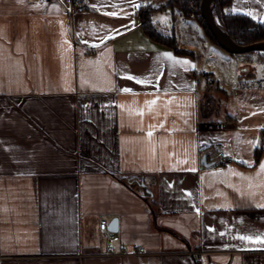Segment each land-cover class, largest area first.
Masks as SVG:
<instances>
[{
  "label": "crops",
  "instance_id": "0c3cea01",
  "mask_svg": "<svg viewBox=\"0 0 264 264\" xmlns=\"http://www.w3.org/2000/svg\"><path fill=\"white\" fill-rule=\"evenodd\" d=\"M150 1L0 0V264H264V82L211 110Z\"/></svg>",
  "mask_w": 264,
  "mask_h": 264
},
{
  "label": "rangeland",
  "instance_id": "374dc122",
  "mask_svg": "<svg viewBox=\"0 0 264 264\" xmlns=\"http://www.w3.org/2000/svg\"><path fill=\"white\" fill-rule=\"evenodd\" d=\"M150 2L151 5H156V3L159 5L157 0ZM230 6L227 10L232 11ZM151 17L156 29L173 37L176 48L190 51L194 54L192 56L198 60V67L195 65L194 68L201 74L199 76L201 83L207 86L206 92L208 98H211L209 102L211 110L216 105L213 101L216 100V94L221 97V105L227 108L231 99V91L241 89L246 82L249 84L264 82L261 79L264 78V51L245 52L244 54L227 53L211 42L202 25L193 19L183 18L175 10L174 12L170 9L156 10ZM215 20L218 19L215 17ZM202 72L207 74L204 75ZM249 76L254 78L248 79ZM221 87L226 89L228 94H223Z\"/></svg>",
  "mask_w": 264,
  "mask_h": 264
},
{
  "label": "trees",
  "instance_id": "16d2710c",
  "mask_svg": "<svg viewBox=\"0 0 264 264\" xmlns=\"http://www.w3.org/2000/svg\"><path fill=\"white\" fill-rule=\"evenodd\" d=\"M159 5H148L141 9V25L144 28L146 34L155 39L156 41H160L167 45L170 48H173L176 54L179 55H194L190 51H185L178 49L174 46L173 37H169V35L164 34L153 26L152 23V13L156 10L160 9H170L174 12L178 11L183 18L193 19L199 25H202L204 28L207 37L211 40V42L217 46L218 43L216 39L213 38L208 25L201 14L200 3L201 0H157ZM232 0H216L213 5L214 17L218 20L221 28L227 33L231 38H233L238 44H251L257 43L258 41H264V25L260 22H256L247 14L234 13L232 11L227 10L231 5ZM220 47V46H219ZM221 48V47H220ZM263 52L261 50H258ZM258 51H251L258 52ZM234 54V53H231ZM260 149H256V155Z\"/></svg>",
  "mask_w": 264,
  "mask_h": 264
},
{
  "label": "water",
  "instance_id": "95a60500",
  "mask_svg": "<svg viewBox=\"0 0 264 264\" xmlns=\"http://www.w3.org/2000/svg\"><path fill=\"white\" fill-rule=\"evenodd\" d=\"M216 0H201L200 10L201 14L208 25V28L216 39L218 45L225 50L227 53L234 54H244L245 52L251 51H264V41H258L257 43L251 44H238L233 38H231L224 30L221 28L220 24L215 20L213 15V5ZM118 221L117 219H112L108 225L110 231L116 232Z\"/></svg>",
  "mask_w": 264,
  "mask_h": 264
},
{
  "label": "built area",
  "instance_id": "2783aa9c",
  "mask_svg": "<svg viewBox=\"0 0 264 264\" xmlns=\"http://www.w3.org/2000/svg\"><path fill=\"white\" fill-rule=\"evenodd\" d=\"M87 5V0H72V9L73 10H77L79 8H84V6ZM133 12L135 16H139L140 15V8L139 6H135L133 8ZM207 127V129L209 131H222L225 130L227 128L228 125H226V123L222 120H217V121H211L206 123L205 125ZM99 230L102 232V234H104L106 241H108L111 237H112V233L109 231V229H107V224L106 222H100L99 223ZM106 247H105V251H104V255H111V254H121L123 252L120 253H115L114 248L112 245L106 243ZM138 253L143 252V249H138V251H136Z\"/></svg>",
  "mask_w": 264,
  "mask_h": 264
},
{
  "label": "snow or ice",
  "instance_id": "6c2138e0",
  "mask_svg": "<svg viewBox=\"0 0 264 264\" xmlns=\"http://www.w3.org/2000/svg\"><path fill=\"white\" fill-rule=\"evenodd\" d=\"M125 91H128V90L126 89ZM153 103H154V102H153ZM149 135H150V133H149ZM261 170H264V163L261 164ZM241 239H247V238H245V237H241ZM256 242L264 243V240H258V241H256Z\"/></svg>",
  "mask_w": 264,
  "mask_h": 264
}]
</instances>
